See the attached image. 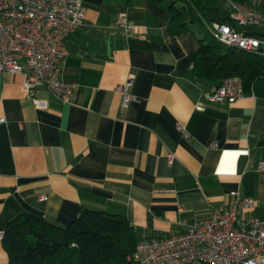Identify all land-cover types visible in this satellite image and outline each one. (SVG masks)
<instances>
[{"label": "crops", "instance_id": "crops-1", "mask_svg": "<svg viewBox=\"0 0 264 264\" xmlns=\"http://www.w3.org/2000/svg\"><path fill=\"white\" fill-rule=\"evenodd\" d=\"M198 1L205 28L187 11L173 16L166 1L82 0L84 22L60 64L69 101L44 87L27 97L22 74L0 73V230L22 213L64 227L86 208L124 214L140 241L166 237L236 192L255 200L242 216L264 215V95L209 100L218 83L195 75L194 54L230 6ZM121 16L128 30L115 26ZM245 29L264 39L261 28ZM129 79L134 100L123 107L116 87Z\"/></svg>", "mask_w": 264, "mask_h": 264}, {"label": "built area", "instance_id": "built-area-1", "mask_svg": "<svg viewBox=\"0 0 264 264\" xmlns=\"http://www.w3.org/2000/svg\"><path fill=\"white\" fill-rule=\"evenodd\" d=\"M229 22L215 21L210 34L220 43L264 56V39L246 31L247 26L264 31V12L243 2L227 0ZM85 19L82 0H0V73H20L23 95L35 97L42 87L69 101L72 86L60 77V64L68 55L66 39ZM115 26L128 30L133 25L121 16ZM131 79L116 90L126 107L134 96ZM240 76L224 78L210 101L232 103L245 95ZM4 119L0 118V122ZM174 160L167 154V162ZM264 169V163L258 166ZM38 199L45 201L47 195ZM255 200L235 193L233 203L215 206L209 214L184 222L180 234L144 239L129 256V264H264V215L242 216L253 209ZM4 231L0 230V241Z\"/></svg>", "mask_w": 264, "mask_h": 264}, {"label": "trees", "instance_id": "trees-1", "mask_svg": "<svg viewBox=\"0 0 264 264\" xmlns=\"http://www.w3.org/2000/svg\"><path fill=\"white\" fill-rule=\"evenodd\" d=\"M151 1H166L173 16L187 11L193 23L205 28L201 19L205 7L198 0ZM219 21L229 22V18ZM193 71L198 78L218 85L228 76H240L245 93L264 95V56L224 45L207 30L198 38ZM139 241L124 214L83 208L64 227L40 215L22 213L9 221L1 242L8 264H129Z\"/></svg>", "mask_w": 264, "mask_h": 264}, {"label": "rangeland", "instance_id": "rangeland-1", "mask_svg": "<svg viewBox=\"0 0 264 264\" xmlns=\"http://www.w3.org/2000/svg\"><path fill=\"white\" fill-rule=\"evenodd\" d=\"M206 12H208V11H206ZM210 27H211V25H208V28L210 29Z\"/></svg>", "mask_w": 264, "mask_h": 264}]
</instances>
